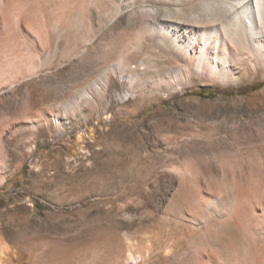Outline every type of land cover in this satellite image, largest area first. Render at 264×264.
Segmentation results:
<instances>
[{"label": "rangeland", "instance_id": "1", "mask_svg": "<svg viewBox=\"0 0 264 264\" xmlns=\"http://www.w3.org/2000/svg\"><path fill=\"white\" fill-rule=\"evenodd\" d=\"M19 6L0 0V264H192L198 234L174 227L171 214L187 194L195 204L224 196L220 152L264 125V73L227 86L196 80L137 114V101L116 100L118 87L101 118L62 133L51 120L61 105L134 35L120 14L94 44L64 54L61 44L88 32L61 29L55 5L53 42L41 17ZM37 123L21 140L20 127Z\"/></svg>", "mask_w": 264, "mask_h": 264}, {"label": "bare ground", "instance_id": "2", "mask_svg": "<svg viewBox=\"0 0 264 264\" xmlns=\"http://www.w3.org/2000/svg\"><path fill=\"white\" fill-rule=\"evenodd\" d=\"M16 1L24 17H41L53 42L58 38L54 35L55 5L64 17L61 29L88 32L70 47L61 44L64 54L88 48L120 14L125 15L129 36L134 35L129 42L113 44L116 54L108 56L98 79L61 105L62 115L51 120L62 133L75 125L81 130L92 114L101 118L118 87L116 100L122 104L137 101L133 112L137 114L172 95L184 94L196 80L227 86L241 83L250 74L264 73V0H126L124 5L111 0H50L48 5L44 0ZM37 125L21 126V140L35 135ZM8 155L15 153L3 158L4 174L9 171ZM219 159L224 196L217 204H195L194 194H187L185 204H178L171 214L174 227L198 234L191 235L192 264H264V125L236 139L231 150L220 152ZM0 178L4 181L5 175ZM191 200L194 204H186Z\"/></svg>", "mask_w": 264, "mask_h": 264}]
</instances>
